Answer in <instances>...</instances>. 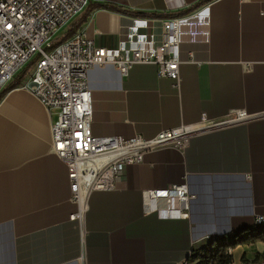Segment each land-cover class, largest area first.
Here are the masks:
<instances>
[{
  "label": "crops",
  "instance_id": "1",
  "mask_svg": "<svg viewBox=\"0 0 264 264\" xmlns=\"http://www.w3.org/2000/svg\"><path fill=\"white\" fill-rule=\"evenodd\" d=\"M95 3L102 6L86 15ZM89 7L54 40L76 23L75 33L110 50L138 34L160 43L162 20L191 15L182 25L178 86L155 63L133 64L125 75L113 62L89 69L95 135L153 137L204 112L211 121L236 111L252 118L193 135L184 151L156 149L126 165L117 187L92 191L72 220L79 205L52 149L57 110L24 87L30 66L0 91V264H177L207 235L254 226L264 216V0H91ZM184 182L196 195L189 217L159 215L155 208H168L163 194L146 209V191ZM229 253L231 264H264V241Z\"/></svg>",
  "mask_w": 264,
  "mask_h": 264
},
{
  "label": "built area",
  "instance_id": "2",
  "mask_svg": "<svg viewBox=\"0 0 264 264\" xmlns=\"http://www.w3.org/2000/svg\"><path fill=\"white\" fill-rule=\"evenodd\" d=\"M90 1L0 0V91L36 55L24 87L46 108L57 110V119L52 124V149L68 167L72 198L79 205V210L70 216L72 220L81 217L92 191L117 187L126 165L142 162L146 154L156 149L174 147L184 151L193 135L252 118L246 111H236L222 120L211 121L204 112L196 122L163 129L153 137L95 135L91 127L95 110L88 86L89 69L113 62L125 75L133 64L155 63L159 76L173 80L178 86L183 62L182 25L191 15L162 20L164 39L160 43L153 40L151 33L138 34L129 47L110 50L96 46L81 30L49 48L60 27L79 15ZM207 11L205 7L195 14L204 15ZM160 194L166 197L168 208L165 211L155 208L159 215L189 217L190 203L196 195L190 192L187 182L162 191H146L144 203L148 211ZM255 224L263 225L264 216H257ZM206 238L212 239L210 235ZM191 254L177 264H195Z\"/></svg>",
  "mask_w": 264,
  "mask_h": 264
},
{
  "label": "trees",
  "instance_id": "3",
  "mask_svg": "<svg viewBox=\"0 0 264 264\" xmlns=\"http://www.w3.org/2000/svg\"><path fill=\"white\" fill-rule=\"evenodd\" d=\"M90 3L88 4V7ZM98 6H102V4L95 3L94 5L87 8L88 10L86 12V15L90 13L93 8ZM179 16L182 15H174L172 17ZM78 25L79 24L76 23L73 24L63 36L55 39L49 48H53L64 40L70 38L75 33V30L77 29ZM30 66L31 65L29 64L23 71H21L20 74H24L26 70L30 68ZM14 86L16 85H11L6 90ZM257 241H264V224H255L252 227L243 229L236 233L212 238L207 245L199 249L193 250L190 257L193 261H195V264H231L233 261V256L229 253V249L234 248L240 244H252Z\"/></svg>",
  "mask_w": 264,
  "mask_h": 264
},
{
  "label": "rangeland",
  "instance_id": "4",
  "mask_svg": "<svg viewBox=\"0 0 264 264\" xmlns=\"http://www.w3.org/2000/svg\"><path fill=\"white\" fill-rule=\"evenodd\" d=\"M65 26V25H64ZM64 26H62V27H60V29L59 30H61V32L63 31V27ZM71 25H68V27H70ZM54 38H55V36H54ZM35 58H36V55H34L32 58H31V60H30V62L22 69V71L30 64L31 66L33 65V62H34V60H35ZM57 113V112H56ZM210 242V240H208L207 241V243L205 244V245H207L208 243ZM204 245V246H205Z\"/></svg>",
  "mask_w": 264,
  "mask_h": 264
}]
</instances>
